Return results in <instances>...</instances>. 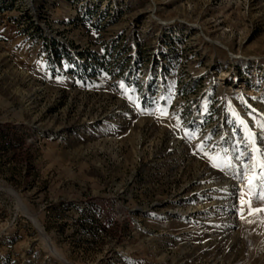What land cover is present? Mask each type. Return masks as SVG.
Instances as JSON below:
<instances>
[{
  "label": "rangeland",
  "instance_id": "1",
  "mask_svg": "<svg viewBox=\"0 0 264 264\" xmlns=\"http://www.w3.org/2000/svg\"><path fill=\"white\" fill-rule=\"evenodd\" d=\"M262 124L264 0H0V264H264Z\"/></svg>",
  "mask_w": 264,
  "mask_h": 264
},
{
  "label": "snow or ice",
  "instance_id": "2",
  "mask_svg": "<svg viewBox=\"0 0 264 264\" xmlns=\"http://www.w3.org/2000/svg\"><path fill=\"white\" fill-rule=\"evenodd\" d=\"M121 87H123V84H121ZM241 124H244V121H241ZM261 127H264V124L261 125ZM250 138H251V134H250ZM256 149H254L255 151ZM249 183H251V180H249Z\"/></svg>",
  "mask_w": 264,
  "mask_h": 264
},
{
  "label": "water",
  "instance_id": "3",
  "mask_svg": "<svg viewBox=\"0 0 264 264\" xmlns=\"http://www.w3.org/2000/svg\"><path fill=\"white\" fill-rule=\"evenodd\" d=\"M61 259H62L63 261H65L66 263L70 264L68 261H66V260H65V259H63L62 257H61Z\"/></svg>",
  "mask_w": 264,
  "mask_h": 264
},
{
  "label": "bare ground",
  "instance_id": "4",
  "mask_svg": "<svg viewBox=\"0 0 264 264\" xmlns=\"http://www.w3.org/2000/svg\"><path fill=\"white\" fill-rule=\"evenodd\" d=\"M18 198H19V197H18ZM19 200H20V198H19ZM20 202H21V201H20ZM20 202H19V203H20Z\"/></svg>",
  "mask_w": 264,
  "mask_h": 264
}]
</instances>
